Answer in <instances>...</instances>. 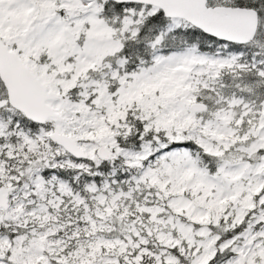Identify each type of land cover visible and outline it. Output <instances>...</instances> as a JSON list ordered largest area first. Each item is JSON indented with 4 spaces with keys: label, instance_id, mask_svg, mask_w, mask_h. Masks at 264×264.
Masks as SVG:
<instances>
[{
    "label": "snow or ice",
    "instance_id": "snow-or-ice-1",
    "mask_svg": "<svg viewBox=\"0 0 264 264\" xmlns=\"http://www.w3.org/2000/svg\"><path fill=\"white\" fill-rule=\"evenodd\" d=\"M0 264H264V0H0Z\"/></svg>",
    "mask_w": 264,
    "mask_h": 264
}]
</instances>
